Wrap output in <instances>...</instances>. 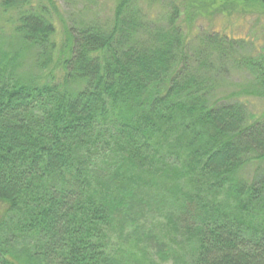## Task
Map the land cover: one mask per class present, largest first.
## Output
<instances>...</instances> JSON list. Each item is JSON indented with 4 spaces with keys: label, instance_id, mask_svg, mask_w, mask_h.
Returning a JSON list of instances; mask_svg holds the SVG:
<instances>
[{
    "label": "trees",
    "instance_id": "16d2710c",
    "mask_svg": "<svg viewBox=\"0 0 264 264\" xmlns=\"http://www.w3.org/2000/svg\"><path fill=\"white\" fill-rule=\"evenodd\" d=\"M45 2L0 0L15 14L0 49V264H264V175L238 176L264 159V122L207 100L177 5L148 20L117 0L111 20L59 30ZM186 3L264 14V0ZM205 38L220 58L231 45ZM28 53L45 80L19 75ZM246 66L264 87V62Z\"/></svg>",
    "mask_w": 264,
    "mask_h": 264
},
{
    "label": "rangeland",
    "instance_id": "374dc122",
    "mask_svg": "<svg viewBox=\"0 0 264 264\" xmlns=\"http://www.w3.org/2000/svg\"><path fill=\"white\" fill-rule=\"evenodd\" d=\"M53 1L55 10L51 4L45 3L50 6V10H54L53 20L59 30L62 25L70 26L82 21L105 23L114 17V9L117 5V0ZM172 2L177 5V11H180L177 16L179 26L190 34V44L186 53L192 60L204 55L205 62L202 65L205 64V66L200 69L209 72L212 77V95L207 96V100L215 99V101L241 105L245 113L254 115L256 120L264 122V87H259L253 71L248 70L246 66L257 61L264 62V14H260L258 9H251L244 5L236 8L237 11L231 9L219 15L211 13L214 11L211 8L208 13L201 12L199 8L189 6L186 0H128L130 8L133 6L138 8L139 13L144 14L148 20L161 18L163 11L168 9L167 4ZM224 5L226 8L233 6L232 3L229 5L224 3ZM4 12L0 11V28L4 32L0 34V49L9 52L12 50L11 40L6 41L3 36H13V34L10 25L4 21L6 17L11 18L10 14L14 13ZM214 32L219 35L224 33L227 37L225 39L231 43L223 48L225 54L222 53V58L216 51L205 45L207 44L205 36ZM206 53L210 54L206 56ZM18 73L32 77L41 76L42 80L46 79V73L39 72L35 68L32 53L25 56L21 66L19 65ZM70 89L75 90L76 87L72 85ZM263 175L264 159L259 161L250 159L242 167L238 176L249 183L250 179H259ZM155 264H163V262L157 261Z\"/></svg>",
    "mask_w": 264,
    "mask_h": 264
}]
</instances>
